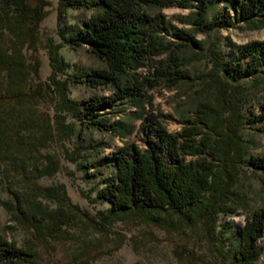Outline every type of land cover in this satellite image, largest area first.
I'll use <instances>...</instances> for the list:
<instances>
[{
  "label": "rangeland",
  "instance_id": "1",
  "mask_svg": "<svg viewBox=\"0 0 264 264\" xmlns=\"http://www.w3.org/2000/svg\"><path fill=\"white\" fill-rule=\"evenodd\" d=\"M32 7L36 0H30ZM43 16L33 27L32 45L24 36L17 42L16 32L24 31L4 27L0 44L8 53L13 50L24 58L29 71L24 81L23 94L6 93L0 106V231L18 246L32 245L35 255L28 258L30 264H224V256L230 254L231 245L237 243L236 228L257 208L264 207V170L251 167L250 155L264 156V64L260 72L233 80L213 70L210 50L222 49L229 57L237 47L250 42L264 44V27L258 21L242 23L233 17L234 10L223 2L210 0L206 19L221 10L233 18L229 27L212 30L193 24L194 9L167 7L160 11L165 15L168 30L159 32V41L168 50L155 56L156 65H171L176 56L180 70L189 76L177 84L158 81L152 88L145 85L147 97L128 95L108 108L98 117L105 129L81 124L82 117L60 108L58 87L67 86V97L81 102V109L91 96H111L116 87L112 83L88 85L74 81V77L103 68L106 63L89 51L87 46L71 47L63 41L59 32L65 25H81L83 20L101 9L66 5L63 0H43ZM154 15L159 9L146 6ZM42 10V11H43ZM11 11V10H10ZM42 14V13H41ZM59 15H62L59 21ZM186 30L200 46L185 44L175 34ZM23 38V37H22ZM20 44V45H19ZM56 52L57 61L50 55ZM248 59L244 60L246 63ZM152 75L155 69L144 60L135 70ZM222 79L226 87L241 102L243 123L239 127L242 138V158L234 171L230 186L233 195L225 209L217 214V220L199 219L196 224L179 216H169L172 227L155 225L128 215L106 222L103 214L108 201L97 197L104 185V177L113 172V162L108 156L125 143L138 142L136 130L148 110L159 114L170 132H179L194 121L195 109L203 102L215 103V96ZM4 88H8L6 72H2ZM63 116V119L60 118ZM85 121V120H84ZM63 123V124H62ZM51 125V135L46 130ZM63 125L67 126L64 127ZM86 163H96L92 168ZM98 163V164H97ZM50 166L53 171L46 173ZM51 171V170H50ZM18 198V200H17ZM37 201L44 209L56 214L61 209L65 216L57 220L56 231L40 237L32 226L33 214H20L21 208L32 209ZM18 206V208H16ZM28 216V217H27ZM64 221V222H63ZM63 223V224H62ZM220 234L222 236H220ZM226 239L223 251L221 242ZM264 242V236L261 238ZM259 264H264V252Z\"/></svg>",
  "mask_w": 264,
  "mask_h": 264
},
{
  "label": "trees",
  "instance_id": "2",
  "mask_svg": "<svg viewBox=\"0 0 264 264\" xmlns=\"http://www.w3.org/2000/svg\"><path fill=\"white\" fill-rule=\"evenodd\" d=\"M36 1L37 5L32 7L30 0H0V36L4 27L14 29L19 26L24 29L19 32L24 33L19 35L16 32L19 40L17 42H24L25 36L33 45V27L45 13L41 6L43 0ZM217 1L230 6L237 21L245 24L258 21L264 27V0ZM63 2L75 7L101 6L100 10L84 19L81 25L64 24L59 30L65 43L71 47L85 45L91 53L106 63L103 68H95L84 75L74 77V81L91 86L112 83L116 87L111 96L89 97L83 101L82 109L81 102L67 97L66 85L58 87L60 108L69 113L82 112L79 115L82 117L81 124L98 129L106 127L98 118L100 111L125 96L147 97L148 104L151 105L152 101L146 93L145 85L152 88L161 80L174 85L189 78L180 70L181 64L176 56L171 58V65H165L163 62L160 66L156 65L160 61L154 57L168 50L167 47L163 48L159 41V32L168 30V23L161 9H194L193 24L208 30L229 27L233 20L225 10L206 19L210 0ZM146 6H155L159 11L151 15ZM61 18L62 15H59V21ZM175 34L185 44L200 46L194 36L186 30L178 29ZM16 50L15 47L12 53H8L0 44V106L6 93L23 94V83L28 79L29 71L24 64V58ZM210 52L214 62L213 70L218 76L222 73L233 80L253 76L260 72L264 64V44L261 42L238 46L233 57H229L220 48L211 49ZM50 57L52 61L58 60L56 52ZM245 59H248L246 63ZM144 60L155 69L152 75L142 76L135 71ZM3 71L7 75L8 88L3 86ZM216 82L219 87L215 103H200L194 111L196 119L187 120V125L181 131H168L159 114L150 109L138 124L136 134L139 141L125 143L108 156L113 162V172L104 177V185L97 192L98 198H103L109 203L103 214L106 222L131 215L155 225L172 227L169 216H179L185 221L192 218V223L196 224L199 219L215 221L220 212H232V209H225V206L232 200L229 195L234 193L230 186L235 179L234 171L243 156L240 152L242 138L238 131L243 118L240 113L241 102L233 95L232 88L226 87L222 79H217ZM261 113L264 117V103L261 104ZM60 118L63 119V116ZM52 130L50 125L46 134L50 136ZM3 137L0 128V141ZM247 162L254 169L264 170V156L252 154L247 158ZM86 164L92 168L97 166L96 163ZM53 169L48 166L46 173L50 174ZM0 202L10 210L6 202ZM33 204V211L19 209L18 206L16 208L23 217L27 212L33 214L30 223L36 230L35 234L43 237L48 232L58 230L57 220L62 221L64 211L61 209L52 214L44 209L41 202ZM235 232L237 243L231 245L228 256L223 255L224 264H259L258 261L264 252V242L261 241L264 236V207L253 210ZM226 243V239L221 242L223 251L228 246ZM34 255L35 249L32 245L20 247L0 231V264L29 261L28 258ZM190 262L194 264L193 259Z\"/></svg>",
  "mask_w": 264,
  "mask_h": 264
},
{
  "label": "water",
  "instance_id": "3",
  "mask_svg": "<svg viewBox=\"0 0 264 264\" xmlns=\"http://www.w3.org/2000/svg\"><path fill=\"white\" fill-rule=\"evenodd\" d=\"M15 264H30V263H27V262H17Z\"/></svg>",
  "mask_w": 264,
  "mask_h": 264
}]
</instances>
